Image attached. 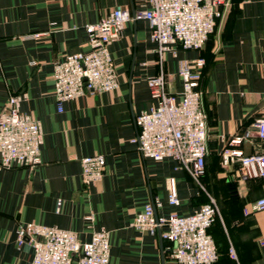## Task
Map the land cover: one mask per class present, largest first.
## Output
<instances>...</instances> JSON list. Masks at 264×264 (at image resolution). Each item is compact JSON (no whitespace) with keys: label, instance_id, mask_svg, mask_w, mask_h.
Listing matches in <instances>:
<instances>
[{"label":"crops","instance_id":"0c3cea01","mask_svg":"<svg viewBox=\"0 0 264 264\" xmlns=\"http://www.w3.org/2000/svg\"><path fill=\"white\" fill-rule=\"evenodd\" d=\"M118 5L130 12L140 7L137 0H0V113L11 96L25 94L21 110L44 133L39 166L0 165V264L31 262L32 246L17 241L18 226L30 221L74 230L81 242L110 230V264H171V242L134 227L136 215L155 200L162 203L158 216L189 215L211 199L218 208L210 229L220 254L215 264H264V210L244 213L264 195V179L244 176L240 162L225 164L222 157L233 136L254 132L264 116V0H231L200 50L177 45L175 53L160 54L148 21L130 20L110 45L118 88L65 101L59 110L56 63L89 51L86 26ZM181 59L204 61L195 64L208 122L199 179L173 158H144L132 142L136 116L155 103L150 77L163 73L167 92L180 96ZM242 148L263 152L264 139L254 136ZM96 154L106 158L105 173L87 186L80 159ZM172 179L179 205L168 201Z\"/></svg>","mask_w":264,"mask_h":264},{"label":"built area","instance_id":"2783aa9c","mask_svg":"<svg viewBox=\"0 0 264 264\" xmlns=\"http://www.w3.org/2000/svg\"><path fill=\"white\" fill-rule=\"evenodd\" d=\"M137 1L140 7L134 12L118 5L99 22L88 24L90 50L68 54L56 63L54 85L59 110L63 109L65 101L118 88L110 45L120 37L130 20L148 21L150 38L158 44L160 54L175 53L177 45L200 50L231 6V0ZM203 63V59L179 61L180 96L167 92L163 73L149 78L150 95L155 103L136 116L139 132L132 139L144 158L158 161L173 158L198 179L205 174L208 154V122L200 88L202 72L195 68V64L202 66ZM25 97V94L11 96L0 113V165L3 167L18 165L34 169L42 163L43 128L38 119L21 110ZM254 128V132L233 136L232 146L223 150L222 157L225 164L240 162L244 176L264 179V151L246 153L242 148V144L254 136L264 139V116L255 120ZM80 161L85 185L103 178L106 167L103 154L85 156ZM168 201L171 205L180 204L173 179ZM160 206L159 200L147 203L136 215L133 226L151 234L160 232L169 240L171 264L219 261L218 247L210 232L218 213L214 199L184 216L176 213L158 216L156 208ZM262 210L264 195L247 204L244 213L250 215ZM17 241L19 245L32 246L34 253L29 264H110L111 232L105 228L95 231L89 241L81 242L74 230L30 221L18 226ZM230 254L236 257L233 249Z\"/></svg>","mask_w":264,"mask_h":264},{"label":"trees","instance_id":"16d2710c","mask_svg":"<svg viewBox=\"0 0 264 264\" xmlns=\"http://www.w3.org/2000/svg\"><path fill=\"white\" fill-rule=\"evenodd\" d=\"M211 36H212V34H211ZM211 36H210V38H211ZM210 38H209V39H210ZM208 41H209V40H208ZM207 43H208V42H207ZM207 43H206V45H207ZM206 45H205V46H206ZM203 176H204V175H203ZM203 176H202V177H203ZM231 188L233 189V187H231ZM216 218H217V217H216ZM215 221H216V220H215ZM219 260H220V259H219ZM218 262H219V261H218Z\"/></svg>","mask_w":264,"mask_h":264},{"label":"water","instance_id":"95a60500","mask_svg":"<svg viewBox=\"0 0 264 264\" xmlns=\"http://www.w3.org/2000/svg\"><path fill=\"white\" fill-rule=\"evenodd\" d=\"M134 12V11H133Z\"/></svg>","mask_w":264,"mask_h":264}]
</instances>
